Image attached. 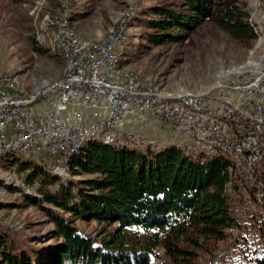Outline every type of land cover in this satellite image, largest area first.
I'll use <instances>...</instances> for the list:
<instances>
[{
  "label": "trees",
  "instance_id": "1",
  "mask_svg": "<svg viewBox=\"0 0 264 264\" xmlns=\"http://www.w3.org/2000/svg\"><path fill=\"white\" fill-rule=\"evenodd\" d=\"M181 1L180 12L152 8L149 15L156 19L146 24L160 32L148 37L152 44L185 41L223 6L216 0ZM240 11L229 4L219 24L237 36L248 31L253 35L250 22L240 20L249 15ZM208 153L189 146L106 145L96 140L73 155L67 168L92 178L59 184L55 193L46 186L60 178L45 166L11 155L18 173H26L25 182L41 185L40 196L25 195V201L49 219L54 226L51 237L59 242L25 248L0 229V264H151L159 248L190 264L197 254L183 243L197 249L224 241L238 224L240 208L226 187L234 177L233 163L222 154ZM77 221L104 227L96 235L86 234ZM259 228L264 240V216ZM245 264H264V247L260 257Z\"/></svg>",
  "mask_w": 264,
  "mask_h": 264
},
{
  "label": "rangeland",
  "instance_id": "2",
  "mask_svg": "<svg viewBox=\"0 0 264 264\" xmlns=\"http://www.w3.org/2000/svg\"><path fill=\"white\" fill-rule=\"evenodd\" d=\"M216 1L223 6L217 8L212 19L187 35L185 41L154 45L148 37L160 32L146 24L156 19L149 15L150 11L155 7H167L180 12L181 0H0V74H9L28 94H37L46 84L59 81L66 62L52 51L54 38L47 33L53 29H48L45 19L65 15L72 32L95 43L109 37L120 23L126 21L121 67L158 94L178 97L186 93H208L226 80L224 72L238 70L252 61L264 64V43L259 46L255 32L251 35L248 31L241 37L219 24V18L224 16L229 4L238 6L240 14L249 15L240 20L251 24L253 17L254 23L264 22V0ZM132 125L122 136H117L116 144L139 142L156 148L189 145L182 134H176L166 123L156 119ZM11 155L14 154L0 157V229L25 248L52 247L59 242L51 237L53 224L37 207L27 205L24 197L40 196L41 185L37 181L26 183V173H18ZM20 158L45 166L51 176L60 178L61 182L46 186L53 193L58 191L59 184L68 186L92 178L82 173L73 174L68 166L57 169L47 154L28 153ZM44 206L48 207L47 204ZM237 217L238 230L230 231L232 235L224 241L207 242L197 249L183 243V248L197 254L190 264H245L257 249L254 242L256 228H252L249 216H241V211ZM75 225L91 235L104 227L97 222L77 221ZM151 264L187 263L182 259L175 260L159 248Z\"/></svg>",
  "mask_w": 264,
  "mask_h": 264
},
{
  "label": "built area",
  "instance_id": "3",
  "mask_svg": "<svg viewBox=\"0 0 264 264\" xmlns=\"http://www.w3.org/2000/svg\"><path fill=\"white\" fill-rule=\"evenodd\" d=\"M125 22L108 42L86 47L69 35L63 18L60 29L71 53V74L38 100L16 101L14 91L21 89L10 87L9 74H0V152L47 154L59 169L76 141L98 137L106 142L152 118L166 123L189 147L230 151L235 157V208L241 216H255L250 221L257 249L250 259L256 260L264 247L259 228L264 216V74L233 81L216 89L213 98L161 103L114 63ZM248 179H255L254 188H247Z\"/></svg>",
  "mask_w": 264,
  "mask_h": 264
},
{
  "label": "bare ground",
  "instance_id": "4",
  "mask_svg": "<svg viewBox=\"0 0 264 264\" xmlns=\"http://www.w3.org/2000/svg\"><path fill=\"white\" fill-rule=\"evenodd\" d=\"M63 18L66 21V28H67V32L69 33V35H71V37L74 38L76 42L83 43L86 47H98L101 44L108 42L110 40V38H112L114 36V33H112L109 37L105 38L104 40H102L98 43L97 42L95 43L93 41H87V40L82 39L78 35H76L74 32H72V29L70 28L68 20H67L65 15L59 16L58 18H54L51 20H50V18H46L45 19L46 24H47L46 26L48 27V29L49 28L53 29V30H51V32L47 33V36H52V38H54V40L52 41V43H53L52 51L56 55L62 57L66 62V67H65L63 76L57 82L63 81L67 75L71 74V70H72L71 53H70V50H67V48H65V39L62 38V36H61L60 24H61ZM253 19L254 18L252 17L251 18V26L253 27L256 35L258 36L259 46H262L264 43V22H257L256 21L254 23ZM125 43H126L125 42V36H123L122 37V47L120 50H118V52H115V54H114V63H120V72H123L124 74H126L127 77H130L132 79H137L140 83L143 84V86L146 88V90L151 91L152 96L160 99L161 103H174V102H182V101H188V100L212 98V97H214L213 93H215L216 89H219L222 87H227L233 81L240 80V78H244V77L257 76V75H263L264 74V64L259 65L258 63H256V61H252L250 65H248V66L245 65V67L239 68L238 70H233V71L229 70V71L224 72L223 76H225L226 80H224V81L222 80V82L219 84V86L215 87L213 90L209 91L208 93L207 92L206 93H200V94L199 93L198 94L186 93V94L180 95L178 97H171V96H164V95L162 96L161 94L157 93L158 91L156 92L155 90L147 88L145 85L146 83L144 84L138 77H136L135 75L124 70V68L122 69L121 62H122V58H123V55L125 52L124 51L125 50ZM257 48H259V47H257ZM253 53H255V52H253ZM263 60H264V58H263ZM232 79H234V80H232ZM8 82L10 83V87L21 89L16 84V82H14V80L11 78L10 75H8ZM57 82H55L54 84H46L37 94H28L23 89L15 90L14 91V99L16 101H27L28 98H29V100H38L39 97L47 95L48 90H51V88L55 87V84ZM211 92H212V94H211ZM117 136L118 135H112V136H110V139L108 141L103 142V143L106 145H115L116 141L118 140ZM96 140H98L100 142L102 141V139H100L98 137H88V138H85L83 140L76 141L73 151L66 153L65 162H64L63 166H65V167L68 166L73 155L79 154L83 150L84 147H86L89 143L96 141ZM206 151L209 153H212L214 155L222 154L223 156L230 159L231 162L233 163L234 177L231 178L230 182L226 185V187H227V192H228L229 196L234 198L235 197V191H236L235 186L237 185V175H236V170H235L236 169L235 157H233L231 155L230 151H223V152L208 151V150H206ZM5 154H14L17 156H22V155L24 156V154H28V153H25L23 151H3V152H0V157L5 155ZM247 185L250 186L249 188H254L255 179H248ZM235 230H238L236 228V226L230 231H235Z\"/></svg>",
  "mask_w": 264,
  "mask_h": 264
},
{
  "label": "crops",
  "instance_id": "5",
  "mask_svg": "<svg viewBox=\"0 0 264 264\" xmlns=\"http://www.w3.org/2000/svg\"><path fill=\"white\" fill-rule=\"evenodd\" d=\"M41 107H42V108H45V105H42ZM132 123H134V121H132Z\"/></svg>",
  "mask_w": 264,
  "mask_h": 264
}]
</instances>
